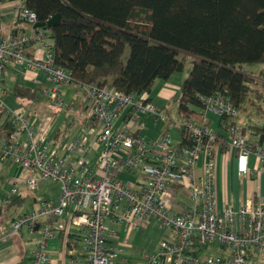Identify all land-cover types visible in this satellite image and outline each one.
I'll list each match as a JSON object with an SVG mask.
<instances>
[{"label": "built area", "instance_id": "1", "mask_svg": "<svg viewBox=\"0 0 264 264\" xmlns=\"http://www.w3.org/2000/svg\"><path fill=\"white\" fill-rule=\"evenodd\" d=\"M12 10L28 30L0 37V162L23 169L29 190L38 179L59 186L54 201L41 200L10 223L12 232L36 226L40 240L31 264L48 260L45 241L60 231L66 235L68 264H129L113 226L135 230L141 219H153L164 234L154 250L141 254L140 264H264V191L251 190L237 207H218L216 201L215 155L221 138L219 152L234 151L238 175L252 180L264 174V142L243 134L238 111L218 93L203 99V113L224 115L216 132L190 118H171L145 92L72 82L66 69L53 65L46 34L34 27L35 15L23 0H15ZM33 45L37 48L30 51ZM10 64L40 70L54 82L43 95L55 108L68 105L59 85H71L83 109L81 123L90 134L97 130L92 145L85 138L38 134L32 118L6 107L3 78ZM146 117L160 123L155 138L140 134ZM170 123L178 128V139L168 131ZM15 186L3 202L15 194ZM206 248L218 253L202 254Z\"/></svg>", "mask_w": 264, "mask_h": 264}, {"label": "trees", "instance_id": "2", "mask_svg": "<svg viewBox=\"0 0 264 264\" xmlns=\"http://www.w3.org/2000/svg\"><path fill=\"white\" fill-rule=\"evenodd\" d=\"M4 1L13 0L0 4ZM23 4L36 22L58 15L54 25L42 30L53 65L66 69L72 82L148 94L155 80L181 71L185 55H190L175 98L176 115L207 126L201 113L203 99L218 93L246 116L242 131L247 129L264 142V121L257 125L249 118L264 117V0H23ZM243 63L263 64L261 91H253ZM33 94L29 89L14 90L18 97ZM217 118L222 127L224 115ZM18 200L11 196L6 206Z\"/></svg>", "mask_w": 264, "mask_h": 264}, {"label": "crops", "instance_id": "3", "mask_svg": "<svg viewBox=\"0 0 264 264\" xmlns=\"http://www.w3.org/2000/svg\"><path fill=\"white\" fill-rule=\"evenodd\" d=\"M6 2L8 4L4 5L3 2L2 5L0 6V35L1 36L10 35L16 32L17 30H21V29L27 31L28 30L27 27L17 22L15 19V13L12 10V6L15 0H13V3L12 2L9 3L8 1ZM6 10H8V13L10 12L11 16L10 17L8 16L6 17V19H4V15L3 13L1 14V11H3L4 14H6L7 16L8 14ZM34 47L37 48L36 45H33L29 48V50L30 51L33 50ZM187 72L188 70H183L182 68L181 71H176L171 73L166 80H161V79L155 80L148 94H146L148 100L156 108H163L166 106L165 104H167L169 100H175V98L178 95L180 82L183 79V77H185ZM44 80L48 81L46 80L45 74L40 70L37 69L25 70L20 65H15V64L8 65L6 68V73L3 78L2 93H3L4 104L9 109L17 112L16 111L17 108L21 109V106H24L30 102L35 101L37 95L36 92L34 91L36 89L35 87L36 86L38 87V85H40L41 82ZM61 85H67V84H61ZM17 87H19V89L21 88V89L31 90L34 93L33 98L24 95L19 97L15 96L14 90L17 89ZM72 91L73 92L67 96L68 98L63 99L64 101L66 100L65 101L66 105L68 104L67 106H65L64 109L72 106L75 103L74 102L75 99H78L77 101L78 111L80 115L82 111V116H83V109L81 106L79 94L77 91L73 90V88ZM7 92L8 93L10 92L9 95L13 97V99L9 98V96L8 97L6 96ZM44 92L46 91L43 92L40 91L41 93L40 98L42 99H46V97L43 95ZM60 93L62 94L61 96H63V92L60 91ZM14 100L20 105L16 104ZM24 108L27 109L26 106H24ZM41 111H43V108L41 109ZM44 111H46V109H44ZM24 112L25 113L23 114H25L27 117H30L33 120L35 118L36 120L35 117V115L37 114L36 112L33 113L27 111ZM201 113L204 119V113L203 112ZM251 115L252 114H250L249 117H251ZM61 116L58 118L56 124H55V115L51 114L49 116L44 117L47 118V120H49L47 125L45 123L43 124L42 128H39L34 122L33 126L36 131L38 130V134L45 132L44 135L49 138H53V139L66 138L63 132L60 131L61 125H58L59 123H61L60 121L64 119ZM176 117L178 116L176 115ZM81 119L82 118H80V121ZM204 121L207 124V127L211 128L212 130H215L216 132H219L220 127H218L217 117L214 122V126H211L209 121L205 119ZM242 122H238L241 125V127H242ZM71 123H73V120L66 121V125L68 126H71ZM253 123L255 124V121H253ZM158 124L159 122L154 121L150 117L144 118L143 125L139 130L140 134L148 139L155 138L158 135L161 128L160 124L159 125ZM48 128H50L49 132H48ZM175 130H176L175 134H173L172 132H170V134L173 139H178L179 136L178 128H176ZM243 134L250 139H256L249 134V131L247 129L243 131ZM223 149H224V143H223V139L221 138L218 141L217 154L215 155L216 201L218 207L224 205L225 203L233 207H237L243 201L242 199L243 195L240 196V191L238 188L236 189L235 186L244 180L252 184L254 181H256V178L260 177L258 176L260 174L256 175L252 180H249L246 177L238 175L236 172L234 151L227 150L225 151L226 154L222 156L219 150L223 151ZM93 154H94V149L90 151V156L89 153L87 154V159H90ZM10 163L14 164L13 162ZM12 167L13 168L9 172V179L3 180L2 178H0V264H31V259H30L31 252L37 247V244L40 240L39 233L36 230L37 228L27 229L25 227H22L18 231L12 232L10 230V223L16 216L35 208L37 205V203L35 202L36 201L39 202L41 200H37L31 194L33 190H29L24 185L23 181L26 176V172L18 166L21 170L18 173H15L14 172L15 166ZM13 184H16V186H15V194H13L12 197L19 198L18 203L16 204L17 206H19V210L15 214L8 216L6 215L7 214L6 211H8L11 207L6 206L7 201L3 202V200L5 196L8 194V192H10L11 189L13 188ZM250 191H247L245 197L250 195ZM48 200H52V199H48ZM113 227H115L118 236L115 242L122 246L123 248L122 254L128 260L129 264H140L141 254L145 251H148V248L155 246L157 241L164 234V231L159 227V225L153 219H147V220L141 219L138 223V228L135 230H126L121 228L120 226H113ZM65 237H66L65 232L60 231L57 232L54 238L45 241L44 250L46 252L48 260L43 264H68L67 257L65 254V243H64Z\"/></svg>", "mask_w": 264, "mask_h": 264}, {"label": "rangeland", "instance_id": "4", "mask_svg": "<svg viewBox=\"0 0 264 264\" xmlns=\"http://www.w3.org/2000/svg\"><path fill=\"white\" fill-rule=\"evenodd\" d=\"M8 2L13 3V1H8ZM5 4H8V3L6 1H4V5ZM1 5H2V3L0 4V6ZM6 12L8 14L7 16H6V14H4L3 11H1V14L3 13V15H4V19H6V17H8V16L9 17L11 16L10 12L8 13V10H6ZM125 53H126V51H125ZM192 58L193 57L190 55H185L183 70L189 69L190 63H191L190 61L192 60ZM262 67H263V64H261V63H257V64L256 63H253V64L243 63L241 65V68L244 69V71L250 76L249 78L252 79V84L250 86L252 87L253 91L254 90L261 91V89H262V86L260 85V84H262L261 83L262 79H259L261 77L260 76V70ZM53 86H55L54 82L45 81V80L42 81L41 84L38 85V87L37 86L35 87L36 89L34 91L37 94L35 101L24 105V106H26V108L28 110L25 109L24 106H21V109L17 108L16 111L21 113V114L25 113L24 111H27L30 113L36 112L37 113L35 115L36 120L34 118L33 122H35V124L39 128H42L43 124H45V123H46V125L48 124L47 118H44L45 116H49L51 114L52 115L54 114L55 115V124H56L58 118L62 115L61 117H63L64 119L62 121H60L61 123H59L58 125H61L60 131L63 132L66 139L67 140H73V139L85 138L88 142V145L89 146L92 145V137L97 130L95 129L94 133L90 134L89 133L90 128H87L84 124L81 123L80 118H82L83 116H82V111H81V115L79 114V111H78V105H77L78 99H75V101H74L75 103L72 106L64 109V108H55L54 105H52L47 99L40 98L41 97L40 91L41 92L49 91V89ZM58 89L63 92V96H64L63 99L68 98L67 96L73 92L71 85H61L58 87ZM9 94H10V92L9 93L7 92L6 96L7 97L9 96V98L13 99V97H11ZM260 103H262V102H260ZM16 104H19V103L16 102ZM165 105H166L165 109H167L168 115L171 118H176V110H175L176 109V102H175V100H169V102ZM261 105L263 106V104H261ZM42 108H43V111H41ZM44 109H46V111H44ZM165 109H163L162 112H166ZM71 117H72L73 123H71V126H68V125H66V121L67 120L72 121ZM216 117L217 116L210 111H207L204 113V119L209 121L211 126H214V122L216 120ZM249 118H251L253 121H255V124H257V125H259L264 120V117L262 115H256V114H252L251 117H249ZM244 119H246V116L243 113L238 114V117L236 118L237 121L239 120L238 122H242ZM146 123H147V121H146ZM49 129L50 128H48V132H49ZM175 129H176V125L170 123L168 126V131L175 134L176 133ZM160 131H161V128H160ZM89 156H90V151H89ZM12 166H15L14 167L15 173H18L21 170L17 165L12 164L7 160L1 161L0 162V178H2L3 180L9 179V172L13 168ZM258 176H260V177L256 178V181H254L252 184H250L244 180L235 186L236 189L237 188L239 189L240 196L243 195V198H242L243 200L245 199L247 191H250L251 189L253 191H255L256 194H258V195H260L264 191V174H260ZM58 191H59V186L57 183L38 179L37 184H36V188H35V190L32 191L31 194L37 200L52 199L54 201L55 196L57 195ZM35 203L38 204L37 201ZM10 207L11 208L8 211H6V213H7L6 215H8V216L15 214L19 210V206H17L16 204L11 205ZM156 244H155V246L148 248V251L154 250L156 247ZM217 253L218 252L216 250H214V249L209 250L208 248L204 249V251L202 252V254H217ZM263 257H264V254H263Z\"/></svg>", "mask_w": 264, "mask_h": 264}, {"label": "water", "instance_id": "5", "mask_svg": "<svg viewBox=\"0 0 264 264\" xmlns=\"http://www.w3.org/2000/svg\"><path fill=\"white\" fill-rule=\"evenodd\" d=\"M58 21V15L55 14L53 16H51L49 19L46 20V22L44 23H40V22H36L34 24V27H50L52 25H54L56 22ZM34 229H36V226L33 227Z\"/></svg>", "mask_w": 264, "mask_h": 264}]
</instances>
